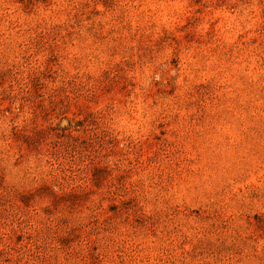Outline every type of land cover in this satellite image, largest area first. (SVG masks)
I'll list each match as a JSON object with an SVG mask.
<instances>
[{
  "label": "rangeland",
  "instance_id": "obj_1",
  "mask_svg": "<svg viewBox=\"0 0 264 264\" xmlns=\"http://www.w3.org/2000/svg\"><path fill=\"white\" fill-rule=\"evenodd\" d=\"M0 264H264V0H0Z\"/></svg>",
  "mask_w": 264,
  "mask_h": 264
}]
</instances>
